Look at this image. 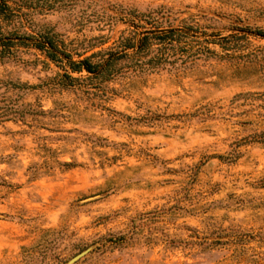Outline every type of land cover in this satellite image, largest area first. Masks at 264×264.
<instances>
[{
    "label": "rangeland",
    "instance_id": "374dc122",
    "mask_svg": "<svg viewBox=\"0 0 264 264\" xmlns=\"http://www.w3.org/2000/svg\"><path fill=\"white\" fill-rule=\"evenodd\" d=\"M86 248L264 264V0H0V264Z\"/></svg>",
    "mask_w": 264,
    "mask_h": 264
},
{
    "label": "trees",
    "instance_id": "16d2710c",
    "mask_svg": "<svg viewBox=\"0 0 264 264\" xmlns=\"http://www.w3.org/2000/svg\"><path fill=\"white\" fill-rule=\"evenodd\" d=\"M158 40L160 43H164L166 35L165 34H156L153 31H148L144 34L137 42H130L127 38H122L118 42V47L120 48L117 51L108 52V56L106 58L100 59L97 63L90 62V57H87L78 62H70L72 66V70L76 72H80L82 69L87 71L88 73H94L95 75L101 74L113 64L114 61L119 60L124 57L132 56L133 54L139 53L142 50H148L150 47L149 40ZM39 48L45 49L50 57H57L55 52V46L49 37H45L43 41L37 43ZM129 49H134L132 54H129L127 51ZM100 54V52L96 53ZM94 55V54H93Z\"/></svg>",
    "mask_w": 264,
    "mask_h": 264
},
{
    "label": "water",
    "instance_id": "95a60500",
    "mask_svg": "<svg viewBox=\"0 0 264 264\" xmlns=\"http://www.w3.org/2000/svg\"><path fill=\"white\" fill-rule=\"evenodd\" d=\"M89 250H90V248H86L82 252L76 254L71 259H69L66 264H74L76 261H78L80 258H82L85 254H87L89 252Z\"/></svg>",
    "mask_w": 264,
    "mask_h": 264
}]
</instances>
